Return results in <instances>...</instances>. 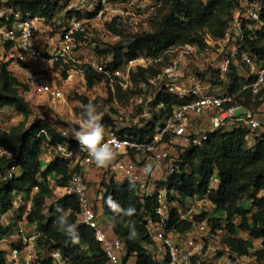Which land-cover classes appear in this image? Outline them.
Masks as SVG:
<instances>
[{
  "label": "built area",
  "instance_id": "obj_1",
  "mask_svg": "<svg viewBox=\"0 0 264 264\" xmlns=\"http://www.w3.org/2000/svg\"><path fill=\"white\" fill-rule=\"evenodd\" d=\"M15 1L18 0H0V38L19 51L18 61L21 68L28 71L36 69V73L29 77L31 84L53 101H62L65 99V92L59 82L62 79L67 82L73 78L79 64L74 55L79 47H83L77 35L87 36L90 30L87 24L91 20H86L84 15L95 11L97 7L92 8L96 1L102 8H106L111 5L110 0H74L67 7H73V12L77 14L54 18L53 24L46 23L40 16L24 15L15 5ZM239 2L224 39L218 40L219 43L225 44L226 50L212 63L213 74H206L203 64L195 61L186 64V70H183V56L199 53L196 46H180L181 48L176 50L172 48L159 58L139 55L125 61L123 66L117 69L110 68L114 63L113 56L100 63H93L90 67L116 82L118 86L128 88L133 73L147 71L153 65L163 62L167 54L182 50L180 56H173L171 64L163 70L161 87L146 100L143 113L134 125L143 129L153 123L152 135L139 140L109 132L103 141L110 144L115 153L109 165L101 167L104 177L118 183H130L136 187L142 200L155 199L157 202L158 221L149 222L148 230L155 243L159 264H214L206 259L220 254L228 264H258L254 255L258 250L256 247L250 249L249 255L238 256L225 243L227 237H230L226 229V214L219 212L218 206L209 197L216 183H212L205 195L195 196L184 204L180 202L177 193L169 188L170 180L181 169L186 150L203 147L217 131L247 129L249 148H254L264 137V97L261 96L264 89V66H259L253 53L245 49L244 39L246 29L255 31L261 24V2ZM140 5L143 7V3ZM104 10L101 9L94 18L102 16ZM155 10L156 6L153 4L148 8L149 13ZM113 12L122 14L117 10ZM57 29L59 34L55 41L51 34ZM52 40L55 45H50ZM49 45L52 51L46 50ZM239 65L246 68L247 79L237 95L225 93L215 85L216 79L226 80L232 74L233 67L240 69ZM87 69L88 67H83L80 72L84 74ZM64 72L66 77L63 76ZM245 92L250 93L254 103H257L258 99V111L244 106H233L239 95ZM161 93L177 96L183 103L172 106L169 114L160 116L164 103L157 106L154 103ZM237 110H242V113L238 115ZM37 119L36 113L30 115L31 124ZM2 121L0 120V134L9 133ZM134 126L126 125L123 129ZM58 132L64 138H73L67 130L60 129ZM55 149L63 158L75 159L74 164L79 166V171L62 190L64 195L74 194L78 198L81 208L77 216L78 221L95 231L96 240L102 245L108 264H122L125 254L124 241L112 237L107 232L92 206L89 175L97 165L82 147L69 150L66 145L58 144ZM12 158L11 151L0 147V162ZM148 163H152L153 168L150 173H145L143 169ZM21 172L22 169L18 166L10 167L4 174L0 168V183L19 178ZM16 205V211L23 208V213L28 216L34 207L33 195L27 199L17 197ZM175 214L179 221L190 222L192 226L185 235L168 229V223ZM217 221L219 226L215 224ZM2 223H10L7 214L2 216ZM42 237L43 233L39 230L22 229L20 241L8 254L6 264H46L48 261L53 264H69L58 250L41 254L39 241ZM176 237L182 241H177Z\"/></svg>",
  "mask_w": 264,
  "mask_h": 264
},
{
  "label": "trees",
  "instance_id": "obj_2",
  "mask_svg": "<svg viewBox=\"0 0 264 264\" xmlns=\"http://www.w3.org/2000/svg\"><path fill=\"white\" fill-rule=\"evenodd\" d=\"M258 1L261 2L262 8L261 24L255 31L246 29L244 39L245 49L253 53L258 65L263 67L264 0ZM72 2L74 0L61 1L65 6ZM166 3L169 10L155 31L137 33L128 44L114 48V63L111 69L120 68L125 61L139 55L159 58L175 47L205 48L207 33L216 40H222L231 26L234 11L240 5L239 0H166ZM15 5L24 15L40 16L46 23L53 20L59 8V4H53L51 0H18L15 1ZM100 10L101 7H97L89 14L90 17H94ZM79 16L83 15L80 13ZM82 37L83 35H77L78 40ZM8 65L9 63H1L0 66V115L6 108H14L29 115L30 105L21 94L23 85L8 69ZM88 69L92 70L90 67ZM244 70L246 71V68ZM141 73L146 71L141 70ZM89 74H87L89 87H92L95 81ZM242 85L236 79L230 91L236 93ZM117 93H121L119 86ZM241 95L240 97L246 98L244 105L250 104V93L245 92ZM160 103H164V108L160 109V116H163L171 112L172 106L180 105L183 101L177 96L161 93L154 104L157 106ZM258 106L254 110L258 111ZM102 123L106 130L103 141L109 132L120 137L132 136L144 140L152 135L154 127L151 123L143 129L134 126L119 130L117 120L109 111L104 113ZM55 130V127L44 125L37 119L27 129L15 128L9 133L0 134V147L13 153L12 159L0 162L3 174L13 166L22 169L19 178L0 183V243L10 233V227L2 223V216L16 211L17 197L27 199L33 195L34 207L26 220L33 229L43 233L39 241L41 254L49 250H58L69 264H108L107 255L96 240L95 231L78 221L77 216L81 210L78 198L74 194L54 196L51 178L54 177L57 186L63 190L73 175L79 171V166L74 164L75 159H65L57 152L44 168L41 160L44 146L56 148L58 144H62L69 150H78L82 147L74 135L71 134L73 137L71 139L64 138ZM247 136L248 131L245 128H234L227 132L217 131L203 147L187 149L183 154L181 169L170 180L169 188L177 193L180 202L184 204L195 196L205 195L216 180V187L209 197L218 206V211L226 214L228 223L226 229L230 237H227L225 243L234 254L243 256L250 254L255 241H261V246L254 255L258 264H264V196H259L264 192V137L254 148H249ZM102 175L98 183H95L96 187H93L94 197L90 191L91 202L97 212V197L102 196L99 208L110 222L111 235L125 243L122 264H159V257L155 254V243L148 230L149 222L158 221L156 200H142L134 185L118 183ZM109 195L122 208L134 207L136 214L127 217L113 213L105 203ZM57 206L65 210L68 222L77 226L80 234L78 244H72L66 232L58 227ZM20 212H23V208ZM237 220L240 221L239 225L235 223ZM215 224L220 225L219 221ZM131 225L135 226L137 232L133 239L129 238ZM191 227L190 222L179 221L176 214L168 223L169 231L174 230L181 235L189 232ZM240 230L245 234L244 239L237 237ZM6 261V253L0 251V264H6ZM46 264L53 263L48 261Z\"/></svg>",
  "mask_w": 264,
  "mask_h": 264
},
{
  "label": "rangeland",
  "instance_id": "obj_3",
  "mask_svg": "<svg viewBox=\"0 0 264 264\" xmlns=\"http://www.w3.org/2000/svg\"><path fill=\"white\" fill-rule=\"evenodd\" d=\"M61 1L51 0L53 4H59L54 18L60 19L64 15L77 14V12H73L75 11L73 7L69 9ZM110 3L111 5H108L106 8H102L98 1L93 3L94 6L92 9L96 7L105 9L104 14L100 17L97 16L94 18V16L91 18L90 13H85L84 15L86 20H91L87 24L90 30L88 35L83 36L80 40L83 43V47H79L76 50L77 57L78 55L80 57L79 59L77 58L80 63L77 64L73 78L67 82L65 79L59 82L65 92L64 100L53 101L50 97L41 94L38 87H35L30 81L26 79L21 80L16 76L23 85L21 94L29 103L31 113L25 115L14 108H6L1 113V116L3 117L2 123L6 124L9 131L15 128L27 129L31 125L30 115L36 113L38 120L44 125L55 127V131L57 132L60 129L67 130L70 134L74 135V130L79 128L80 122L83 119L82 113L84 105L88 103L95 104L98 111L104 113L109 111L115 120H117L118 126H120L119 130L121 128L123 129L126 125L134 126L135 123H138V119H140L143 113L146 100L150 96H153L163 83V70L171 64L170 61L173 56L175 58L180 56L182 50L175 52V54H167L163 62L153 65L146 73L142 74L141 70L137 71L131 76V85L128 88L119 86L121 93H117L118 85L116 82L113 81V83L111 79L97 73L93 69H88L82 74L80 72L81 68L92 67L91 65L93 63H100L105 58L113 56L115 47L128 44L137 33L155 31L169 10L166 0H110ZM141 3H143V7H141ZM151 4L156 6V10L149 13L148 8ZM114 10L121 11L122 14L113 12ZM54 18L49 24L54 23ZM58 34L57 29L51 36L55 38L58 37ZM206 45L205 48L196 46L199 53L195 55L183 56L185 64L183 70H186V64H191L195 61L203 64L206 74H213L212 63H215L219 59L226 48L224 43H219L218 40L214 39L208 33L206 34ZM178 48L176 47L174 49L176 50ZM239 68L233 67L232 74L226 80L222 81V79L217 78L215 85L223 89L225 93L235 94V92L230 91L233 81L237 79L240 85L244 83V78L241 74H245V70L241 65H239ZM87 74L95 81V85L92 87H89ZM63 76L66 77L65 72ZM238 91L240 90H237L235 95H237ZM240 96L242 95H239L237 101L233 103V106H244L254 110L259 104L258 99L257 103H254L251 96L249 100L250 104L247 103L248 106L247 104L244 105L246 98L245 96ZM262 96L264 97V95ZM241 113L242 110H237L238 115ZM50 153L56 155L57 150L53 146L45 145L43 155ZM215 182L216 180L213 183ZM50 183L53 186L54 196L63 194L62 189L57 186V180L54 177L51 178ZM259 196H264V192H261ZM248 205L250 204L248 203ZM235 223L239 225L240 221L237 220ZM237 237L244 239L245 234L240 230ZM252 246L251 249L255 247L259 249L261 241H255ZM221 259H223L222 254L217 257H208L206 260L209 263L220 264L221 261L217 262V260ZM223 262L224 264H228L226 259Z\"/></svg>",
  "mask_w": 264,
  "mask_h": 264
},
{
  "label": "clouds",
  "instance_id": "obj_4",
  "mask_svg": "<svg viewBox=\"0 0 264 264\" xmlns=\"http://www.w3.org/2000/svg\"><path fill=\"white\" fill-rule=\"evenodd\" d=\"M83 119L80 122L79 128L74 130V137L85 149L92 161L98 167H107L113 160L115 153L112 147L107 142H103L105 136V126L102 123L104 112L98 111L97 106L93 103L84 105L82 113ZM152 163L145 165L143 171L150 173L152 171ZM105 203L108 208L116 214H122L123 216L132 217L136 214L134 207L122 208L119 203L114 201L112 196H108ZM57 225L63 229L72 244H78L80 242V234L75 224L69 223L65 210L62 207L57 206ZM137 236V232L134 225L130 226L129 238L133 239Z\"/></svg>",
  "mask_w": 264,
  "mask_h": 264
},
{
  "label": "crops",
  "instance_id": "obj_5",
  "mask_svg": "<svg viewBox=\"0 0 264 264\" xmlns=\"http://www.w3.org/2000/svg\"><path fill=\"white\" fill-rule=\"evenodd\" d=\"M56 41V38H55ZM54 44V40H52L50 42V45ZM46 46L48 49V51H52V47L51 46ZM55 45V44H54ZM20 53L17 49L13 48V46L9 43H5L1 38H0V62L2 63H9L8 65V69L13 72L16 76H18L21 80H28L29 81V77L36 73V69L33 68L32 70L28 71L25 68H21L19 61H18V57H19ZM75 59L78 61V59L80 58L79 55L77 57V55H74ZM78 58V59H77ZM80 63V61H78ZM245 74H241V76L244 78V80L247 79V74L244 71ZM46 96V95H45ZM5 111V110H4ZM3 111V112H4ZM0 120H3V117L0 115ZM54 156L52 153L50 154H44L41 158L42 163L44 168H46V166L53 160ZM103 172L101 170V167L95 166L90 175H89V181H90V191H91V196L94 197L93 194V187H96L95 183H98V181L101 179V177ZM63 192V191H62ZM64 194V192H63ZM63 194L59 195L62 196ZM102 199V196H98L97 197V212H98V216L100 218V221L102 223V225L105 227V229L107 230V232L109 234H111L110 232V222L109 220L104 216L103 211L101 210V208H99L100 205V201ZM9 216V221L10 223L7 224V226L10 227V233L7 237H5V239H3V241L0 243V251L5 252L6 255L8 256V254L11 252V250L19 243L20 241V233L22 231V229H27L29 231H32L33 228L28 225L27 223V216L26 214H24L23 212L20 211H13L11 213L8 214ZM177 241H182L181 238H177ZM220 264H224V259L221 260H217V262H220Z\"/></svg>",
  "mask_w": 264,
  "mask_h": 264
}]
</instances>
